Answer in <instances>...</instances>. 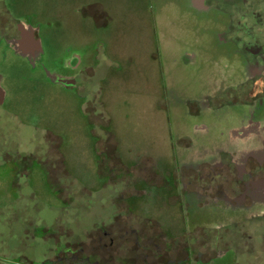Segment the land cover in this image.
Segmentation results:
<instances>
[{
	"label": "rangeland",
	"instance_id": "obj_1",
	"mask_svg": "<svg viewBox=\"0 0 264 264\" xmlns=\"http://www.w3.org/2000/svg\"><path fill=\"white\" fill-rule=\"evenodd\" d=\"M90 1L97 2L89 5ZM171 1L173 3L165 5L162 13L161 8L159 9L160 16L168 17L165 27L202 33L205 26L195 23L190 17L191 13L185 12L186 8L183 7L182 12L178 11L177 7H181L182 0H179L181 3ZM256 2L259 0H251V5L255 3L256 8L252 9L264 11L263 3ZM104 7H110L114 12L112 29H123L129 39L131 30L140 29V15L143 13L138 1L0 0V264H92L87 259V252L81 255L75 252H81L77 243L87 241L89 233L93 234L100 230L99 227L113 223L115 219L118 223V238L122 237L118 241L124 242L122 252L117 251L116 243L111 247V253L117 258L116 264H143L144 259L149 263L166 262V249L154 240L157 230L147 224H160V221L147 216L148 211L140 210L143 206L140 203L137 204L138 208L134 205L131 208L125 206L122 202L124 199L119 200V195L123 188L124 191L136 194V186L141 180L153 186L168 187L167 178L157 170V165L149 162L136 167L117 163L116 158L111 155L113 148L109 142V149L105 148L107 155L103 153L102 160L97 157V138L88 108L91 105L90 110L97 108L100 112V106L105 107L103 103L99 106L90 98L89 93H92L90 91L93 87L88 81L89 73L82 74V69H77L80 61L78 58L74 59V56H84L88 50L97 56L100 50L96 48L99 42L96 35L98 27L96 28L89 14L95 16L97 23L102 24L103 11L100 10ZM237 10L235 12H239L238 17L242 20L243 11H247L245 8ZM242 21L243 24L246 23L244 18ZM147 23L148 29L152 27L150 20ZM145 25L144 21L143 26ZM242 32L243 30L239 32V37L244 40L246 35ZM24 33L28 37H24ZM84 35L87 43L81 41ZM251 37L257 38V42L264 41L261 35L252 34ZM251 37L249 41L253 42ZM186 39L189 41L188 37ZM128 46L130 47L129 41ZM192 54L193 51L189 53L191 56ZM207 54L216 55V52L212 49ZM246 62L251 69L264 66V62H255L253 58ZM73 75L79 84L85 81L81 85L83 88L72 87L68 78ZM234 75L235 70L232 69L227 74L219 72L216 78L225 84L224 77L233 80ZM206 98L203 96V100L198 103L199 110L203 103L208 102ZM112 109L115 108L112 106ZM103 111L110 120L106 128L110 129L112 118L106 110ZM93 118L106 123V118L98 113ZM49 138L54 146L56 144L52 150ZM76 139H79V143L74 145L73 141ZM54 149L57 157L63 159L68 174L71 167L79 169L83 172L82 178L86 183L91 186L95 182L101 183L100 192L90 196L82 195L83 190L77 187L78 182L68 188H71V192H66L62 165L54 169L53 165L45 164L44 168L51 174L48 176L42 170L39 160L51 161V156L48 155ZM7 150L15 157L19 152L21 158H37L32 164L31 179L26 178L24 181L23 177L18 178V185L22 188L20 192L17 191L18 188L15 189L13 182L17 171L12 164H2V155ZM172 151L174 153L175 149ZM97 158L101 161L98 162L97 170L100 166L101 174L106 177L100 176L97 171L93 181L92 173L94 169L96 171V166L93 169L90 161L96 162ZM172 160L173 173L177 177L180 167L176 164L174 154ZM166 166L167 164L163 165V168ZM185 176L179 184L182 182L186 188H196L205 193L222 191L224 194H232L235 192L234 186L237 190L244 186L236 183V175L227 168L187 172ZM46 178L48 183L53 184V189L60 190V194L47 184ZM262 179L264 173L254 180L263 181ZM66 185H69V181ZM179 188H182V184ZM182 193L183 190L172 201H182L176 211L170 209L165 212L166 215H159L163 220L160 226L165 235L168 239H178L199 229L209 231V235H198L191 239L192 257L184 262L178 260L179 252H184L186 244L181 242L182 245H177L178 248L170 255V261L175 260L172 264H264V222L256 219L246 223H227L225 217L216 216L224 207L223 204L205 197L184 200L185 194ZM101 234H104L103 231ZM64 245H68L69 250L64 251ZM87 251L89 254L92 252V259L103 263L101 254L94 253L91 248ZM208 256L215 258L208 263L201 262L202 257ZM124 258L127 261H123Z\"/></svg>",
	"mask_w": 264,
	"mask_h": 264
},
{
	"label": "crops",
	"instance_id": "obj_2",
	"mask_svg": "<svg viewBox=\"0 0 264 264\" xmlns=\"http://www.w3.org/2000/svg\"><path fill=\"white\" fill-rule=\"evenodd\" d=\"M129 1H138L143 13L140 15V29L130 31L131 39L123 29H112L114 12L110 7H104L100 10L103 11L102 24L89 14L98 27L96 48L100 50L97 56L89 50L84 56H74L80 61L77 69L81 68L82 74L89 73L88 81L93 87L92 91L91 86L88 87L92 92L89 93L90 98L99 106L103 103L105 108L100 106L101 112L106 110L112 118L110 129L102 127L99 131L113 135L121 162L130 167L143 162L155 164L168 180V187L153 186L141 180L136 186L137 193L126 200L127 205L138 208L137 204H142L140 210L148 211L146 215L158 219L161 225L163 220L159 215H166L170 209L177 210L182 201H172L183 190L184 200L205 197L223 204L216 216L225 217L227 223L264 219V181H255L258 173L251 176L248 171L249 162L264 165V98L247 99L244 93L245 85L253 79L256 70L249 67L248 58L231 41V17L228 13L233 10L223 5L227 0H182L178 11L186 8L185 12L191 13L195 23L205 26L202 33L165 27L168 17L160 16V13L165 10V5L173 3L171 0ZM148 19L152 26L149 29ZM81 41L87 43L85 35ZM212 49L216 55L209 56L207 53ZM191 51L192 56L189 55ZM232 69L235 70L233 80H228L227 76L224 77L225 84L217 80L219 72L227 74ZM68 80L75 88H83L81 85L85 83L79 84L74 75ZM233 91L236 100L224 99L219 103V99ZM203 96L208 102L203 103L199 110L198 103ZM73 143L76 145L79 139ZM172 149H175L174 153ZM11 154L5 151L2 164H12L17 171L13 182L20 192L22 188L18 185V178L20 164L25 157L21 158L19 152L17 157ZM173 154L180 167L177 177L172 168ZM98 162V158L96 162L90 161L93 169L96 166L92 173L93 181L98 173ZM32 168L29 177H23L24 181L31 179ZM226 168L234 172L237 184L244 185L239 190L234 186L232 194L222 191L205 193L196 188H186L182 182V188H179V181L186 177L187 172ZM82 175V171L71 167L69 176L73 183L78 182L82 195L100 192L101 183L95 182L91 186Z\"/></svg>",
	"mask_w": 264,
	"mask_h": 264
},
{
	"label": "trees",
	"instance_id": "obj_3",
	"mask_svg": "<svg viewBox=\"0 0 264 264\" xmlns=\"http://www.w3.org/2000/svg\"><path fill=\"white\" fill-rule=\"evenodd\" d=\"M91 108V105L89 106L88 108V112L90 114V120L95 128L94 130V133H95V136L97 138V144H96V150H97V153L99 154V157L100 159L102 160L103 157H104V154L107 155V150L109 149L108 147V142L112 145L111 147L113 148V152L111 153L112 157L116 158V161L117 163L119 164H122L120 158L118 157V154H117V151H116V141H115V138L113 137V135L109 132H100L99 129L100 128H106L108 127L109 125V119L104 115L103 112H99L97 108H94L92 110H90ZM97 113L99 115H102L103 118H106V123L104 122H101V120L99 119L98 121H95V115H97ZM49 141V144H50V150H52L55 146H54V142H52L50 140V138L48 139ZM104 147V149H103ZM107 148V150L105 149ZM55 151H52L50 152V154L48 155L51 156V161H48V159H44V160H39V164L40 166L42 167V169L46 172V174L48 176H50V172L44 168V165L45 164H48V166H51L53 165V168L54 169H58V165H62V168L64 170V175L62 177V182L65 183V189H66V192H71V188L73 187V181L71 180L69 174L67 173L65 167H64V162H63V159L57 157L56 155V149H54ZM104 153V154H103ZM37 159V158H36ZM36 159H33L32 156L30 157H25L23 160H22V164L21 165V168H20V172H19V175L20 177H28L29 176V173H30V169L32 168V164H33V161L36 160ZM99 162L101 163V161L99 160ZM60 167V166H59ZM99 175L102 176V177H106V176H103L101 174V170H100V166H99ZM50 180V178H49ZM52 181V180H51ZM69 181V185L67 186L66 183ZM49 185H53L51 182H49ZM71 186L70 190L68 189L69 187ZM164 187H166L165 185H163ZM51 188L53 189V187L51 186ZM54 191L58 192L60 194V190L57 189H53ZM132 191V190H131ZM134 193L133 192H130V191H124V188L121 192V195H119V200L121 199H124V202L123 204L125 206H127V203L125 202L126 199H128L129 197L133 196ZM125 196V197H124ZM119 205H117L118 207ZM121 207V206H120ZM119 207V208H120ZM123 208V206L121 207V209ZM119 209L117 208V211ZM115 221V223H114ZM113 221V223H110L108 225H103L100 228V230H96L93 234H88V240L85 241V242H78L77 243V247L79 250H81V252L79 251H75V252H78L80 255L83 254V253H86L87 252V259L92 263V264H116V257L115 255L113 256V254L111 253L113 251V246H115V243L117 244L116 247H117V251H121V248H122V245H123V241L119 242L118 240L121 239L122 237L119 236L118 238V230L116 228L117 224L116 223V219ZM149 225L152 226V228L156 229L157 230V233H156V238H154V240L157 242V244L163 248L166 249V253L168 254L167 256V259L164 260L166 262L164 263H161V264H172V262H175V260L173 261H170V255H172L171 253L175 252L177 245H182L184 244L185 247L183 248V251L184 252H179L180 253V257L178 260L179 262H184L185 260H190L191 257H192V253H193V248L190 246V241L191 239H195L197 238L198 235H206L208 236L209 234V231L205 230V229H199L198 231H196L195 233H186L184 236L178 238V239H168L167 236L165 235V232L163 231L162 227L160 226L159 223H147ZM155 230V231H156ZM94 231V230H93ZM101 231H103L104 234H101ZM115 235V238L113 237ZM182 239V241L180 240ZM180 240V241H179ZM115 241V242H114ZM181 242H183L181 244ZM73 247V246H72ZM161 247H160V251H161ZM63 248V247H62ZM71 248V247H70ZM87 248H91L93 249L94 253H97V254H101V257L103 258L102 259V262L101 261H95L94 259H92V252H90V254L88 253ZM69 250V246H67L65 248V251ZM92 251V250H91ZM122 252V251H121ZM124 254V253H123ZM169 257V258H168ZM215 257L213 256H208V257H202L201 258V262L203 263H208L210 261H212ZM158 259H160L161 261L163 260L162 257H158ZM121 260V259H120ZM123 261H127V259L124 258ZM127 263V262H126ZM143 264H159L158 262H152V263H149L147 259H144L143 260Z\"/></svg>",
	"mask_w": 264,
	"mask_h": 264
},
{
	"label": "flooded vegetation",
	"instance_id": "obj_4",
	"mask_svg": "<svg viewBox=\"0 0 264 264\" xmlns=\"http://www.w3.org/2000/svg\"><path fill=\"white\" fill-rule=\"evenodd\" d=\"M250 2L251 0H227L223 2V5L233 10V11L230 10L229 11L230 13H228L231 17V26L229 28V35L231 37V41L241 48V50L243 51V53L248 59L253 58L255 62H264V41L257 42L258 41L257 38L253 39L251 37L252 34H254L255 36L261 35V37H264V11L257 12L256 10H253V9H256L254 8L255 3L251 5ZM256 3H263L262 5L264 7V0H259V2H256ZM239 8H241V10L245 8V10L247 11L246 13L243 11L241 15L246 22L244 24L242 21L243 18L241 20V18L239 19L238 17L239 12H235V10ZM245 17L247 18V20ZM242 30L243 32H245V35H246L244 40H242L239 37L240 36L239 32H241ZM250 37L252 38L253 42L249 41ZM252 69H255L256 72H255V76L253 77V79H251V81L247 85H245L244 93L246 94V98L247 99L264 98V66L255 67ZM223 97L224 98L219 99V103L223 102L224 99L225 100L232 99V102L233 100H236V94L234 93V91L232 93L226 94ZM248 171L251 176H254L256 172L258 173V176H260L261 174L264 173V165L259 166L253 162H249ZM262 180L264 181V179ZM260 221L264 222V219ZM67 246H65V248ZM65 248H64V251H65Z\"/></svg>",
	"mask_w": 264,
	"mask_h": 264
},
{
	"label": "water",
	"instance_id": "obj_5",
	"mask_svg": "<svg viewBox=\"0 0 264 264\" xmlns=\"http://www.w3.org/2000/svg\"><path fill=\"white\" fill-rule=\"evenodd\" d=\"M27 35L24 33V37H26ZM28 37V36H27Z\"/></svg>",
	"mask_w": 264,
	"mask_h": 264
}]
</instances>
